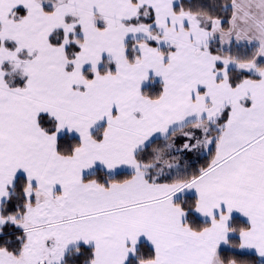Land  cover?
I'll return each mask as SVG.
<instances>
[{
	"label": "snow or ice",
	"instance_id": "6c2138e0",
	"mask_svg": "<svg viewBox=\"0 0 264 264\" xmlns=\"http://www.w3.org/2000/svg\"><path fill=\"white\" fill-rule=\"evenodd\" d=\"M0 264H264V0H0Z\"/></svg>",
	"mask_w": 264,
	"mask_h": 264
}]
</instances>
